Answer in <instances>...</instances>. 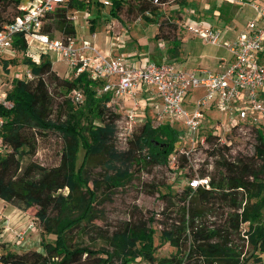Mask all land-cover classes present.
Listing matches in <instances>:
<instances>
[{
  "label": "trees",
  "instance_id": "1",
  "mask_svg": "<svg viewBox=\"0 0 264 264\" xmlns=\"http://www.w3.org/2000/svg\"><path fill=\"white\" fill-rule=\"evenodd\" d=\"M18 3L19 0H0V13L6 5L12 4L16 14ZM77 4L81 8L84 2L77 1ZM75 5L74 0H67L61 12L56 13V28L60 34L73 33L71 23L65 20L64 10L71 12ZM119 7L120 0H111L110 12L113 15ZM141 8L147 7L143 5ZM147 9L152 11L154 8ZM13 46L26 50L21 38H17ZM22 62L30 70L32 78L9 81L5 99L11 103V107L0 105V116L3 118L0 142L8 146V151L0 153V199L21 210L32 209L42 228V252L5 251L0 253V264H80L82 255L86 264H113V259L118 264H186L191 259H196L197 264H243L245 259L240 261L239 254L225 242L210 240L221 236L218 228L198 223L201 212L216 197L230 204L232 211L226 218L229 227L238 229L241 223L246 224L247 241L255 251L251 254L252 258L257 260V253L264 255V182L257 181L260 168L253 165L238 168L230 161L220 163L222 172L209 177L208 188L192 190L186 185L177 198L170 190L160 194L162 199L166 198L163 209L173 206L174 210L170 211L177 213L178 217L170 229L159 233L158 238L176 247L178 255L155 257L154 230L145 227L140 220L131 219L123 221L111 233L110 250L89 249L74 244L68 234L90 218L95 199L94 191L88 185L86 167L89 161L105 155L108 167L114 169L112 176L106 180L118 185L128 175L127 167H115L111 162H129L134 158V153L144 146L147 150L146 163L165 165L168 156L177 150L174 148L177 132L167 123L152 127L150 121L145 120L139 125L133 139L128 140L127 148L115 151L111 139L117 115L105 107L106 95H95L92 82L83 74L70 79L58 77L50 71V61L42 56L39 62L29 57H24ZM6 64L7 60L0 61V74ZM43 77L49 78L56 87H61L67 93L73 88L81 89L84 94L81 105L72 103L68 96L54 103ZM255 129L259 141L256 152L264 162V133L258 127ZM47 131H56L64 139L58 164L43 167L28 162L21 166L22 154L33 153L37 137ZM215 136L207 133L205 141L209 142ZM142 139L145 141L142 142ZM79 147L82 155L76 166L75 157ZM213 150H209L210 154L217 149ZM92 183L95 185L96 181L92 180ZM252 184H256L257 190L263 194L258 197L256 193L258 198L254 203L258 205L250 208L246 203L241 205L242 198H237L236 193H249ZM63 189H66V193H63ZM51 209L55 210L54 215H49ZM43 235L52 236V241H43Z\"/></svg>",
  "mask_w": 264,
  "mask_h": 264
},
{
  "label": "rangeland",
  "instance_id": "2",
  "mask_svg": "<svg viewBox=\"0 0 264 264\" xmlns=\"http://www.w3.org/2000/svg\"><path fill=\"white\" fill-rule=\"evenodd\" d=\"M74 1L76 2L75 9L72 11L74 19L68 20L74 30L71 34H74L76 38L83 36L87 38L88 34L94 33V41L99 44L96 47L100 51V46L108 47L109 44H112L115 54L126 57L138 54L139 57H146L150 62L159 63L163 60L162 56L166 60H171L178 49L175 58L183 69L197 68L198 65L210 68L209 57H227L229 55L223 47L206 43L187 31V24H193L187 16L188 9H190L189 4L191 5L193 2L191 0H120V7L115 15L110 12L111 0L108 5H103L102 0ZM77 1H84L81 8ZM23 2L24 0H19V4ZM201 3L202 5L205 3L206 5L219 4L220 0H201ZM143 5L154 9L152 11L147 8L142 10ZM65 6L64 2L63 5L56 7L52 15L45 21L44 30L48 29L47 32L53 37L60 35L56 28V13H60ZM15 11L16 8L12 4L6 5L0 13L2 19L0 24L11 19ZM65 12L70 13L68 10ZM238 17V21L244 20L246 12L242 11ZM161 51L162 54H160ZM41 56L50 61V71L58 77L71 78L64 63L53 52L38 55L34 48H26L25 51L14 49L10 53L5 52L0 57V61L7 60L5 70L3 69L4 71L0 74V92L5 91L6 93L9 81L24 76L26 69V65L22 62L24 57L39 62ZM43 78L54 103L67 97L68 93L64 92L61 87H56L49 78V80L46 77ZM215 117L220 119L219 125L217 123L216 127L208 128L207 126L215 120ZM143 122V120L137 122L133 128V134L126 137L125 143L115 134L117 126L114 123L111 139L113 149L115 151L125 150L128 140L133 139L139 130V125ZM234 123L238 124L230 126ZM172 126L177 132L174 148L181 146L187 148L189 144L184 141L182 124L176 121ZM255 127L260 128V131L262 129L264 133L263 125L240 124L236 112L228 110L218 111L217 114L209 112L208 116L206 115L201 121L200 132L205 135L210 132L216 135L212 140L205 141L202 145H192L193 149L187 155L179 157L176 168L146 163L147 150L142 146L134 153V158H131L129 162L123 164L118 161L111 162L115 167H127L128 175L118 185H112L106 180L108 176H112L114 170L112 167H108L106 156L93 157L86 167L89 177L88 185L95 194L92 213L86 222L70 231L68 234L70 240L76 245L86 246L89 249L110 250L109 236L111 233L123 221L140 220L145 227L154 230L155 257L178 255L179 251L176 247L168 242H163L161 237L158 238L159 233L162 230L170 229L178 217L177 213L170 211L174 210L173 206L163 209L166 198L162 199L160 194L170 190L171 194L177 198L186 187L187 177H197L204 173L203 176L209 179L210 176H216L222 172L220 163L225 161L233 162L238 168H242L243 165L260 168L261 174L257 181L263 180L262 182H264V162L256 152L259 141ZM63 141V137L56 131H47L44 135L38 136L34 152L23 153L20 165L34 162L43 167H51L58 164ZM210 149L217 150L210 154ZM81 155L82 149L79 147L75 157L76 166L80 162ZM135 158L137 160H134ZM92 180L96 181L95 185ZM251 188L249 193L247 192L245 195L236 193V196L242 198L241 205L246 203L247 207L253 208L258 205V203H254V200L260 197L263 192L257 190L256 184H252ZM63 193H66V189H63ZM256 193H258V197ZM4 204V213L9 217V221L3 213L0 214V221H5V223L8 221L6 229L0 226V253L5 251L21 253L31 250L42 252L40 242L42 228L33 215L32 209L21 210L14 204L8 202ZM231 211L227 200L216 197L210 205H207V209L201 212L198 223L218 228L221 236L212 237L210 240L225 242L228 247L239 254L240 261L245 259L243 264H264L263 254L256 252L259 257L257 260L251 256L255 251L247 241L246 224L241 223L238 229L227 225L226 218ZM262 211L264 213V209ZM54 213V209L49 211V215H54ZM28 222L33 223L32 230L27 231L21 241L15 240L14 233L24 228ZM222 228L223 230H221ZM3 229H5L4 232ZM1 233L3 234L1 235ZM52 239L53 237L50 235H43V241L51 242ZM83 259L84 255L81 256L80 264H86ZM113 264H118V261L113 259ZM186 264H197V262L196 259H191Z\"/></svg>",
  "mask_w": 264,
  "mask_h": 264
},
{
  "label": "built area",
  "instance_id": "3",
  "mask_svg": "<svg viewBox=\"0 0 264 264\" xmlns=\"http://www.w3.org/2000/svg\"><path fill=\"white\" fill-rule=\"evenodd\" d=\"M228 1L248 5L253 16L246 20L243 29L234 37L221 42L230 57L219 71L202 67L183 70L166 61L133 64L124 57L100 53L89 38L80 39L66 33L53 37L44 30L45 21L56 7L64 2L66 4L67 0H24L22 4L18 3V12L0 24V57L16 49L13 43L17 38L24 41L26 48L37 50L38 55L53 52L64 63L71 77L83 74L92 82L95 95L108 97L104 105L117 115L114 120L117 132H114L123 143L132 134L137 122L145 121L144 117L136 115L135 109L139 107V89H146L155 98L143 103L154 114L149 120L151 126L161 124L164 119L169 123L180 122L183 126L184 141L189 145L187 148L178 147L168 156L165 164L175 168L178 156L187 155L193 149L192 145L205 142V134L199 133V122L210 103L217 111L236 112L240 124H264V90H260L264 89V63L259 60L264 49V0ZM101 2L109 4L108 0ZM65 15L66 21L74 19L72 11L69 14L65 12ZM187 31L211 45L220 44L221 32L217 28L188 25ZM94 36V33L89 34L90 38ZM23 78H32L28 68ZM195 89H202L204 94L195 99L188 110L183 107L182 101L188 92ZM240 94L242 103L238 98ZM67 96L75 104H81L84 99L82 90L78 88L68 91ZM123 99L128 100L129 108L124 106ZM0 105L11 107L5 99V91L0 92ZM2 122L0 116V127ZM3 151H8V146L0 142V153ZM186 185L193 190L208 188L209 182L205 176H193L187 177ZM32 228L33 223L28 222L14 233L15 240L21 241Z\"/></svg>",
  "mask_w": 264,
  "mask_h": 264
},
{
  "label": "crops",
  "instance_id": "4",
  "mask_svg": "<svg viewBox=\"0 0 264 264\" xmlns=\"http://www.w3.org/2000/svg\"><path fill=\"white\" fill-rule=\"evenodd\" d=\"M191 1H193V2L191 3V5L189 4L190 9H188V15L187 16L190 18V21H192L193 24L190 23L187 25L213 27V28L219 29L221 32V40H220V44L216 45V46L223 47L221 45L222 44L221 42L234 37L236 33H238L240 30L243 29L246 20L253 16V12L248 7V5H246L244 3H239L237 1L232 2V1H228V0H220L219 4H217V3L213 4L212 3L211 5L210 4L206 5V3L202 5L201 0H199V1L198 0H191ZM253 1L260 2V0H253ZM208 3H210V2H208ZM242 11L246 12V18L242 21H238V18H239L238 16L240 15V13ZM82 38H86V37L83 36ZM88 38L90 39L92 44L95 46V48L98 50L99 48H97L96 45L99 46V44L94 41L95 36L93 38H90L89 34H88V37L86 39H88ZM159 47H160V45H159ZM100 48H101V51L100 50H98V51L104 55L124 57L129 62H131L133 64L150 62L149 59H147L146 57H143V56L139 57L138 54H136V56H128V57L115 54V50H113L114 46L112 44H109L108 47L103 45V47L100 46ZM176 50L177 51L174 53V56L171 60H166L162 56L163 60L161 62H164V61L170 62L174 66H176L177 68L183 69V67L176 61L175 57L178 54V49H176ZM160 54H162V51L160 52ZM229 57H230L229 55L227 57H224V56L209 57L208 59L211 60L210 61V68H206V69H209L212 71L221 70L223 65L227 62V60H229ZM259 60L261 63H264V49L259 55ZM198 67H200V65H198ZM183 70H190V68H188V69L184 68ZM260 90H264V89L262 88ZM203 94H204V91L202 89H195V90L188 92V94L183 98V101H182L183 107L190 110L192 105H193V101ZM138 97H139V107L137 109H135L136 115L140 116V117H144L145 120H151L153 118L154 114H153L152 110L149 108V106H147V105L143 106V103H145L146 101L155 100V98L146 89H143V88L141 90L139 89ZM238 98H239V101H241V94L239 95ZM239 101H236V103H239ZM123 103H124V106L126 108L130 107V103L128 102L127 99H123ZM241 103H242V101H241ZM236 106H238V105H236ZM209 112L210 113L211 112L216 113V114L218 113L217 109H215L211 103L204 109L202 117L200 118L199 133H201L200 132L201 121L206 115L208 116ZM174 122L175 121L170 122L171 123L170 124L169 120H167V119H164L162 121L163 124L167 123L169 125H173ZM217 123L219 125L220 119L218 117H215V120L212 121V123L207 127L212 129L213 127H216ZM0 202H1L0 203L1 204L0 214L2 215V213H3L4 217H7L8 221H9V217L7 216V214L4 213V210H5V204L4 203H6V201L0 199ZM8 221L6 223H5V221H0V226H3V228L6 229L8 227V224H7ZM5 229H3V232ZM2 234L3 233H1V235Z\"/></svg>",
  "mask_w": 264,
  "mask_h": 264
},
{
  "label": "water",
  "instance_id": "5",
  "mask_svg": "<svg viewBox=\"0 0 264 264\" xmlns=\"http://www.w3.org/2000/svg\"><path fill=\"white\" fill-rule=\"evenodd\" d=\"M145 141V139H142V142H144Z\"/></svg>",
  "mask_w": 264,
  "mask_h": 264
}]
</instances>
